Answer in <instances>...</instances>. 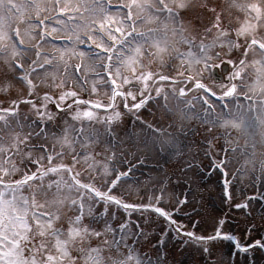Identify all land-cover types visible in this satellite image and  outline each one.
<instances>
[{
	"label": "snow or ice",
	"instance_id": "1",
	"mask_svg": "<svg viewBox=\"0 0 264 264\" xmlns=\"http://www.w3.org/2000/svg\"><path fill=\"white\" fill-rule=\"evenodd\" d=\"M161 4L159 12L167 13V21H171L175 26L174 32L180 34L184 43L192 46L187 52H176L182 61L187 58L188 63L184 72L177 73L176 77L145 69L142 57L151 54L159 57L163 63L164 53L169 51V46L160 39L153 38L151 31L137 32L138 18H134L130 9L126 16L120 18L111 14L113 7L111 0H100L96 5L103 14V19L99 20L98 31L95 30L96 24L92 23L89 27L94 31L90 35L81 36L79 32H74L65 41L69 47L57 50L61 61L65 60L69 52L71 55L85 57L87 54L83 50L78 51L74 45L91 41V45L98 50L93 58L106 59V63L97 65L105 70L104 74L97 73V76L105 80L110 89L109 101L85 100L74 89L66 88L64 79L53 77L48 87L56 89V92L44 91L41 102L37 94L40 85L34 81L33 74L50 66L56 57L37 50L35 52L37 58L26 67L27 61L21 55L25 50L24 42L22 39L16 40L20 36L19 27L13 30L7 19L0 16V41L13 42L12 56L6 63L14 73L13 79L23 86L19 90L20 95L11 96L12 80L5 78L0 82V93L9 96L7 100L0 102V121L7 124L9 117L19 114V106L27 104L31 105L32 110L45 124L39 132L34 129L17 132L10 144L0 143V264H153L151 260L141 261L138 254H134L130 248L127 252H123L121 248V245L128 248L125 242L126 230L133 223L131 217L134 213H140V218L135 221L140 235H144V226L147 224L145 213L152 214L159 220L163 225L160 229L161 244L164 243V236L174 233L178 240H182L185 247L195 244L202 247L205 253L211 252V245L217 240H231L237 251L244 253L255 248L264 249V236L251 243H242L240 237L225 231L226 218L218 221L211 235H197L194 231L187 230L183 221L178 218V213L190 204V186L181 193L180 197H176L174 204H172V193L165 197L167 185L160 187L159 195L154 191L147 202L129 201L118 192L120 185L127 181L138 184V180L132 175L135 166H132L130 161L126 170H122V167H125V155L121 149L126 141L122 140L118 133L113 132L115 124L123 118V113L117 110V99L122 101L128 113L135 116L154 98L153 91L156 94L155 98L163 95L167 104V93L164 91L163 82L171 81L175 84L178 78L183 76L187 85L174 87L173 92L178 93V99L186 97L193 90L203 93L194 99L200 101L206 117L214 114L218 102H227L230 97L240 94L239 90L244 87L240 82L249 76L251 71L257 73V80L264 76V37H257L256 26L253 25L252 20L245 19L238 27L232 24L225 26L223 12L217 11L215 6L204 5L212 16L209 25L204 29L205 39L197 44L194 39L183 36L186 28L181 10L189 8V0H180L175 8L169 7L163 0ZM5 6V0H0V8ZM9 8L20 12V8L12 5L10 0ZM247 9L249 16L255 14L257 22L264 19V7L261 5L251 3L247 5ZM35 24L40 27L44 21L38 20ZM55 31L54 28L53 32ZM233 31L235 39L230 36ZM213 32L215 35L211 36V42H206ZM101 33L106 34L107 38ZM38 35L41 43L50 42L51 33L46 28ZM241 37L244 38L243 44L240 41ZM142 38L145 39L141 42ZM149 43L154 51L145 49L144 45ZM225 43L229 52L224 51ZM193 48L197 51L194 52ZM217 48L219 51L216 50ZM233 49L242 51V58L238 61L226 58ZM255 50L262 54L261 58L249 61V53ZM42 55L47 56L44 63L39 60ZM114 57L119 63L115 65L113 71ZM216 61H219L220 65L231 64L233 69L229 74L228 83L221 84L219 89L215 82V69L218 67ZM256 65L259 67H255ZM122 67H126L129 74L122 72ZM80 68L81 65H75L73 71ZM205 71L211 74L213 82H206ZM65 73H67V64H65ZM185 73L190 74L185 75ZM153 80L161 82L160 86L153 88L150 83ZM75 82L81 87H85L87 83L86 80L79 81L78 77ZM92 91H98L95 82L92 84ZM70 99L72 103H68ZM52 103L57 110H67L73 120L80 121V127L77 129L69 124L60 129V133L49 132L47 124L55 119L48 108ZM82 104L89 107L81 109ZM225 107L227 103L221 104V108ZM93 109L112 112V115L104 119L103 131L91 126V122L96 118ZM188 111H191L190 102ZM251 113L252 109H249L247 114L240 112L238 106L237 115L224 120L222 126L226 129L238 130L242 135L251 137V147L255 149L257 136L264 144V116H253ZM85 119L89 122L88 127L84 125ZM208 123L215 127L217 121L211 120ZM155 131L162 132V129L157 128ZM225 135V146L220 149L224 153L223 159L212 151L215 141L213 137L212 140L206 141L207 150L204 153L210 163L208 165L188 163L185 171L196 167L201 178L219 172L223 176V198L231 201L233 194L232 184L228 179V153L235 152L236 148L231 146L233 144L230 139L231 132ZM41 136L45 141L48 137H52L61 144L62 150L56 152L55 147H50L47 142L32 143L33 139H39ZM64 146L73 153L71 163L63 162ZM77 146L80 151H77ZM57 159L60 160L59 163L55 162ZM81 161L88 165V171L96 172V175L90 177L87 182L83 179L85 169L78 168ZM261 180L264 182V163L261 165ZM253 199L264 201V193L257 192L244 203L235 204V207L249 208ZM113 205L117 209H123L128 216L118 228L110 223L115 218V214L111 212ZM62 207L71 209V214L62 215L60 211ZM258 227L260 226L255 224L249 226L247 229L249 237ZM117 233L119 240L116 239ZM132 235H136V232H132ZM251 264H255V261Z\"/></svg>",
	"mask_w": 264,
	"mask_h": 264
},
{
	"label": "rangeland",
	"instance_id": "2",
	"mask_svg": "<svg viewBox=\"0 0 264 264\" xmlns=\"http://www.w3.org/2000/svg\"><path fill=\"white\" fill-rule=\"evenodd\" d=\"M244 1L245 2H243V0H189V8L181 10V17L185 22L186 28V31L183 32V36L194 39L197 44L200 40L205 39L204 29L209 25V20L212 16V13L204 8V5H208L209 7L215 6L217 10H221L223 14L226 15L224 16L226 18V22H224L225 26L232 24L234 27H238L245 19H250L252 20L253 25L256 26L257 37H264V19H260L257 22L255 14L252 13V15L249 16V10L247 9V5L251 4V2L264 7V0ZM10 2L15 7H19L20 12L10 10L9 0H5L6 6L0 8V16L5 17L11 27L14 25L19 27V38L20 40L22 39L24 42L23 44L26 45L23 47L25 50L21 52V55L27 61L26 67L32 60L37 58L35 55L36 50L32 49L31 45H36L34 47L37 50H43V53H46L48 56L56 57L50 66H47L42 71H38L39 73L36 72L33 74L34 78L42 75L45 79L44 83H39L40 87L37 93L41 98V101L43 91L56 92V89L48 87V84L51 83L53 77L64 79L66 88L74 89L79 93V96L85 100H110L111 93L109 87L105 83V80H102L99 76H97V73L103 75L104 72L103 68L97 66V62L101 61L103 63L106 59L100 60L93 58L90 55V46L81 44L74 45V47H76L78 51L83 50L87 54L85 57L71 55L69 52L65 56V60L61 61L57 52L58 49L69 47L65 41L69 36H72L74 32H79L81 36L84 34L90 35L92 31H94L89 27L92 23H96L97 27L95 30L98 31L99 20L103 19V14L100 12L99 8L96 7L97 3L90 0H60L58 7L55 5L58 9L57 13L60 15L55 17L53 22H49V24L45 26L47 31L51 33L50 42L41 43L38 35L39 32L35 24L37 21L35 14H39L40 10L49 3L53 7V0H10ZM111 2L117 4L118 0H111ZM125 2L127 1L125 0ZM179 2L180 0H164V3H167L169 7L173 8H175L176 4ZM128 4H133L132 7L131 5H129V7L132 9L134 16L138 18L136 30L150 28L147 32L151 31L153 38L160 39L162 43H166L169 46V51L164 53L163 63H161L159 57L151 54L142 57L145 69H150L154 72H162L173 77H176L177 73L184 72L185 68L188 67L187 58L182 61L176 55V52H187L189 48H192V46L184 43L181 40L180 34L174 32L175 26L171 23V21H167L166 14L161 15L156 12V0H135V2H133V0H129ZM61 9H64V11H61ZM111 14L115 15L117 18L122 17L121 11L118 9H112ZM153 27H158L160 33L152 31ZM54 28L56 29L55 32H53ZM214 35L215 32L207 38L206 42H211V36ZM230 36L232 39H235V32H231ZM98 39L99 38H97V42H99ZM143 39L145 38H142L141 42ZM240 41L241 44H243L244 38L241 37ZM88 42L87 44H90ZM144 47L145 49H151L154 51L151 43L145 44ZM12 49V41H0V82L4 81L5 78L12 80L13 87L11 89V96H17L20 95L19 90L23 86L13 79L14 73L10 71L6 63L7 60L11 59ZM192 50L194 52L197 51L195 48ZM216 50L219 51V48ZM224 51L229 52L226 43ZM117 55H119V51H117ZM261 56L262 54L258 50H255L249 53L248 60L252 61L254 59H260ZM226 58L238 61L242 58L241 49L231 50L229 56ZM46 59L47 56L45 55H42L39 58L40 61ZM117 63L119 62L116 61L114 57L113 71L115 70V65ZM65 64H67V73H65ZM75 65H81V68L74 72L73 66ZM137 67L139 68V65ZM255 67L258 68L259 65H256ZM121 71L126 75L129 74L126 67H122ZM188 74L190 73H185V75ZM77 77L81 82L85 80L87 81L85 87H81L79 83L75 82ZM204 77L206 82H213L209 72L205 71ZM249 77H251V79H249ZM256 77L257 73L254 70L251 71L249 76H246L245 79L240 82L244 85V87L239 90L240 94L236 97H230L227 102H218L214 114H209L205 117V114L203 113V118L205 119L204 121L200 118V116H203V109L199 100L195 99L192 102L194 106H191V111H186L185 109L183 112L181 108L182 102L177 96L178 93L173 92L174 87L179 88L187 85V81L184 80L183 76L179 77L175 84L171 81L163 82L164 91L167 93V104H165V100L162 95L160 99H156L155 103L152 102L150 104L153 111L151 113H145V115L147 116V119L150 120V123L154 125H158L157 123L163 125L168 119H173L172 127L174 128L185 129L184 127H197L196 131L194 130L192 133H187L188 143L184 147L183 143L174 144L175 136L184 138L183 135H185H179V133L177 134L175 131L172 135H163V137L168 138V141L165 143L161 142V140H155L154 137L150 138L149 136H154V133H152L151 130H148V133L142 131L140 126H145L144 123L133 121L132 114L128 113L126 109L123 111L120 100L117 99V110L123 113V118L115 124L113 132L118 133L119 137L126 141V144L121 149V151H124L125 155V167H122V170L126 169L128 161H133L135 165L132 166H135V171L132 175L136 180H138V184H133L132 181L125 182L118 187V192L121 195H124L129 201L143 200V202H147L148 198L154 191L156 195L160 194L159 189L162 186L163 181L166 179L167 191L165 193V197L167 198L168 194L172 193V204H174L176 197H180L181 193L190 186V204L183 208L178 218L183 221L187 230L194 231L197 235H211L215 229V219L218 216L219 211H216L212 206L207 207L206 205L214 200L218 203L221 202V197L223 195V176H221L219 172H214L210 177L201 178L199 176L198 168L196 167L189 171H185L186 164L190 161H197L199 163L195 165H208L210 161L204 155L207 150L206 141L212 140L213 137H215V141L212 151L216 152L220 158L223 159L224 153L221 152L220 149L225 146V134L227 132H231L230 139L233 141L232 145L238 144L236 146L241 147L244 146L246 142H251L249 136L242 135L235 129H226L222 125L224 120L237 115L238 106L239 111L246 114L249 109L253 108L256 109V114L264 113V106L262 108V112L260 111V103L249 99L261 97L264 94V76H261L259 80H257ZM93 82L97 85V92L92 91ZM215 82L217 89H219L221 84L228 83V81ZM150 83L153 85V88H155L159 87L161 82L153 80ZM192 93H194V95H203V93H198L195 90L191 91L189 94ZM8 98V94L0 93V102L5 101ZM68 103H72L71 99ZM224 103H227V107L221 108V104ZM88 107L89 105H80L81 109H87ZM19 108V114L14 117H9V122L7 124L0 121V143L5 145L10 144L17 132H28L33 129L39 132L42 128L44 123L41 118L36 115L35 111L32 110L31 105L21 104ZM48 108L55 117L53 121L47 124L49 132L60 133V129L69 124L77 129L80 127V121L73 120L67 110H57L54 103L49 104ZM93 111L96 112V118H94L91 122V126L103 131L105 127L104 117L105 115H112V112L110 110L103 111L100 109H93ZM251 115H253V113H251ZM16 120H18L20 124H17ZM211 120L217 121L214 128L211 123H208V121ZM21 125L23 127H21ZM84 125L85 127L89 126V122L86 119L84 120ZM205 129L209 130L206 131ZM45 142H47L50 147L54 146L56 152H60L62 150L61 144L52 137H48L47 141H45V138L41 136L39 139H33L32 141L33 144ZM257 145V150H253L255 153L252 157L246 156L245 153L239 149H236L235 152L228 153V179L233 182L231 183V191L233 194V198L231 200L232 202H234L236 194H243L239 187H236V181L239 184L244 183V186L247 183L246 187H248V191L257 193L254 190L255 186H252L251 182L254 181V184L258 185V181H256L254 177V174L257 172V168L255 171V165L260 159L264 163V144L260 142L259 136H257ZM97 150L99 151V149ZM63 151L65 152L63 162L71 163L72 152L67 148V146H64ZM77 151H80L79 146H77ZM174 152L179 153L175 154ZM142 157L145 158L140 159L142 162L153 165H142V162H134L138 161L137 159ZM250 158L253 161H251ZM57 161L60 162L59 159L55 162ZM241 165L242 167L245 165L246 168H243V172H236L237 168ZM78 168L85 169L83 179L86 182L90 177L96 175L94 170H87L88 165H86L83 161H81ZM234 172L237 173V180L232 178V173ZM189 178H191V180ZM262 190H264V182L261 180L258 192H262ZM242 201L243 200L237 201V203H241ZM198 207L202 208V211H197ZM249 208L254 217L248 218V220L245 218V223L238 227L231 226V229L234 232L237 231L240 233V239H244L243 233L247 230V227L249 228L252 224L258 225L260 227H258L255 232L251 233L252 239L255 240L264 236V203L261 200L253 199L250 201ZM70 210L71 209L68 207H62L60 209L61 214L65 216L70 214ZM111 212L115 214V218L110 221L114 227L118 228L119 224L128 219L124 210L117 209L114 205L111 207ZM235 213L240 214L241 211H237ZM138 218H140V213H134L132 215L131 219L133 223L129 225V228L126 230L125 242L127 243L128 248H124L123 245H121V248L123 252H127L130 248L134 254H138L140 259L142 258L140 257L142 254L146 258L150 257L149 260H151L153 264H157V258H159V264H251L252 261H255V264H264V250L260 248L252 249L253 252L249 261L246 256L247 254L240 252V254H235L236 257L234 258V262L230 263L229 259L230 254L233 253V246L229 240L215 241L211 245L210 253H205L202 247H198L195 244L185 247L182 240H178L174 233L164 236V243L161 244L159 243L162 238L160 229L163 225L160 224L159 220L154 215L149 213L144 214V218L147 221V224L144 226V235H137L136 233V237V235H132V232H136L137 226L135 221ZM153 220L156 222L153 223ZM245 224H247V227ZM184 239L187 238L184 237ZM132 243L134 244L133 246ZM141 261L143 260L141 259Z\"/></svg>",
	"mask_w": 264,
	"mask_h": 264
}]
</instances>
